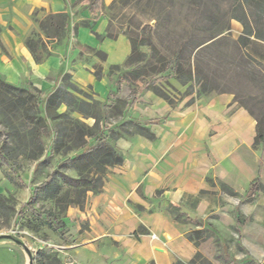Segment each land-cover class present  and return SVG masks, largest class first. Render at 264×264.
<instances>
[{
	"label": "rangeland",
	"instance_id": "obj_1",
	"mask_svg": "<svg viewBox=\"0 0 264 264\" xmlns=\"http://www.w3.org/2000/svg\"><path fill=\"white\" fill-rule=\"evenodd\" d=\"M13 3L0 0L2 53L7 51V47L23 44L42 60L47 55L63 54L69 36V47L76 46L71 33H67L64 28L65 23L69 21L74 26L91 24L98 14L109 18L107 35H125L131 42V52L133 47L136 48L135 54L140 57L132 63L127 60L118 69L110 67L103 70V76L110 83L116 82L120 71L129 73L139 70L149 79L162 66L161 59L164 56L173 57L177 50L182 52V60L187 66L201 67L202 74L209 78L214 90L198 94L200 86H195L193 92L183 96L176 106V110L185 109L192 113L195 122L202 117L208 119L206 128L201 132V140L193 142L195 161L205 162L208 166L201 175V187L196 194H199L200 189L208 193L202 194L199 203L201 207L189 209V213L193 217H206L223 240L217 242L213 234L198 245V250L212 264H264V238L252 240L246 234V227L252 221L264 226V212L258 209L264 191L251 199L245 194L255 177L264 184V162L261 167L258 163L248 184L239 188L232 180L221 175L223 166H220L219 159L209 148V135L214 133V125L230 116L238 107L247 110L238 100L252 107L259 115H264V59L257 55L252 43L243 45L236 41L240 34L248 30L240 20H245L246 15L252 25L261 27L264 33V0H68L66 11L69 17L66 12L52 15L47 7L25 8L14 14L12 9L15 5L11 7ZM259 10L263 11L262 14L251 17L254 11ZM88 12L91 15L86 20ZM255 48L264 50V46L255 45ZM83 49L81 60L93 69L99 68L103 61L101 55ZM71 84L77 86L74 92L78 101L92 103L84 106L87 113L98 117L100 127L108 123V131L118 135L117 140L134 133L143 135V130L135 122L144 123L145 120L135 111L131 113L125 110V101L115 94L103 101L92 88L74 84L71 77L65 75L61 85L73 90ZM158 85L170 95H174L172 87L182 94L188 88L174 76L162 78ZM149 90L157 95L152 89ZM30 92L38 95L32 85L14 86L0 77V264H90L85 262L83 247L93 234L90 217L95 214L96 198L104 192L107 183L115 180L122 172L116 167L109 169L101 192L90 191L78 197L64 184L61 190L62 202L57 203L55 197H48V193L42 190L36 201L29 203L36 186L50 173L56 172L53 181L58 184H62L60 173L77 176L72 168L62 165L65 157L61 156V151L54 152L55 143L50 137L42 136L45 150L35 159L30 157L34 155L32 150L37 146L34 138L42 132L39 121L45 107L41 103L40 112L37 108L35 114L29 111L27 108L30 103L26 105L23 102H27ZM40 98L43 99V96ZM192 98L191 104H187ZM209 108L216 111L217 122L212 120ZM68 110L66 104L58 108L60 113ZM130 113L131 119H127ZM70 114L82 118L89 126L96 120L94 117L85 118L78 111ZM122 114L123 118L120 117ZM33 116L35 118L32 121L30 117ZM118 119L119 122H113ZM48 122L53 124L51 119ZM190 129L183 130H187L190 136ZM20 134L23 139H19ZM190 139L187 140L189 143ZM117 140L111 141L119 150ZM65 141L70 140L65 137ZM185 148L183 145V150ZM254 151L260 157L261 151ZM3 156L9 162L3 161ZM190 162L192 164L194 161L190 159ZM222 181L230 187L223 186ZM191 202L190 199L186 200L188 204ZM133 206L139 209V206ZM100 208L107 212L106 203L101 204ZM126 210H129L127 206L115 212L108 209L117 214H124ZM50 211L64 217L60 220L52 219L47 215ZM185 224L187 235L194 225ZM205 226L208 228L207 224ZM99 242L107 246L118 244L113 238L95 240L93 243Z\"/></svg>",
	"mask_w": 264,
	"mask_h": 264
},
{
	"label": "crops",
	"instance_id": "obj_2",
	"mask_svg": "<svg viewBox=\"0 0 264 264\" xmlns=\"http://www.w3.org/2000/svg\"><path fill=\"white\" fill-rule=\"evenodd\" d=\"M10 1L14 2L11 7L15 5L12 9L14 14L25 8L47 7L52 15L66 12L70 16L66 11L68 0ZM91 11L95 13V10ZM90 15L88 12L86 20ZM109 27V18L105 15H95L91 24L74 26L67 21L64 28L67 33H71L76 46L69 47V36L63 54L47 55L44 60H38L33 50L26 45L7 47L6 52L0 51V77L14 86L32 85L42 91L45 97L48 92L62 86V78L66 75L71 77L74 84L92 88L103 101L114 94L122 101H128L132 98L133 90L128 83L121 82L119 86L118 79L115 83H110L105 76L97 79L96 67L93 69L81 60L83 48L105 53V59L100 62L103 70L118 67L129 59L130 40L123 34L115 37L107 35ZM176 106H171L166 99L147 89L138 95L133 107L124 108L141 116L145 120L141 124L152 128L150 130L154 138L134 133L117 140V146L125 156L124 163L116 167L122 173L108 182L104 192L96 198L95 214L90 217L93 234L83 247L86 263L172 264L176 256L188 261L196 255L199 247L187 238V225L175 221L167 205L171 201L180 203L184 194H196L201 187V175L208 166L205 162L195 161L193 142L201 140V132L206 128L208 119L202 117L195 122L192 113L185 109L176 110ZM209 110L212 120L217 122L216 111ZM131 113L127 119H131ZM120 117L123 118V114ZM152 119L157 122L148 123ZM214 127V133L209 135V148L219 159L220 166H223L221 175L232 180L239 188L246 186L257 170L258 163L261 167L264 162L263 157H258L251 148L256 134L255 118L247 110L238 107ZM185 128H191L190 136L187 130H183ZM189 138L191 143L187 141ZM190 159L194 161L192 164L189 163ZM158 190L162 193L156 195ZM103 203L107 205V212L101 211ZM131 203L139 206V209L136 210ZM199 203L196 208L201 207ZM124 206L129 208L124 214L108 211L110 208L115 212ZM258 209L264 212V197L258 203ZM140 226L148 232L140 233L135 238L134 233ZM246 234L252 240L264 238V226L252 221L246 227ZM111 238L118 244L107 246L100 242L93 243L95 240Z\"/></svg>",
	"mask_w": 264,
	"mask_h": 264
},
{
	"label": "trees",
	"instance_id": "obj_3",
	"mask_svg": "<svg viewBox=\"0 0 264 264\" xmlns=\"http://www.w3.org/2000/svg\"><path fill=\"white\" fill-rule=\"evenodd\" d=\"M263 11H254L251 15L253 17L255 14L260 15ZM264 13V12H263ZM245 27L247 26V31L240 34L236 40L238 43L246 45L247 43H252L256 53L259 57L264 59V50H258L255 48V45L264 46V33L262 28L256 25H252V21L248 19L246 15L245 20L241 19ZM97 54L101 55L105 59V53L100 51H95ZM136 53V48L133 47L131 55L127 62L132 63L138 61L140 57ZM139 53V52H137ZM39 60V58H37ZM162 66L159 67L158 71H155L154 74H151L149 79L145 78L139 70H134L129 73L120 72L118 76L117 83L119 86L121 82H126L132 87L131 99L124 102V108L133 107V105L138 100V95L141 92L147 91V89H152L158 96L164 97L171 106H176L179 101L183 99V96L193 92L195 86H200L197 90L198 94H205L214 90L210 86V80L206 75L202 74L201 67L195 65V67L186 64L182 60V52L177 50L173 57L164 56L161 59ZM117 68L118 67H113ZM95 75L97 79H101L103 76V69L101 67L95 69ZM174 76L176 77L183 85L188 86L187 91L182 94L177 88H173L174 95H170L161 85H158V81L162 78H168ZM141 80V82H138ZM72 85V84H71ZM73 90L67 88V86L56 87L53 91L48 92L45 97L43 92L36 89L38 95L31 93L27 102L28 110L36 113L37 110L40 112L39 105L44 103V115L40 117V123L42 132L37 134L34 138L37 143V146L32 152H34L31 158L35 159L45 150L43 146L42 136L50 137L53 141V150L54 152L61 151V156L65 157L62 165L65 167L72 168L77 172V176H70L67 173H60L62 184L54 182L55 173H50L47 178L38 184L34 189L33 193L29 198V203L35 202L36 198L40 191H45L48 193V197H55L57 203L62 202V185H67L70 189L69 191H74L79 197L81 195H86L88 192H101L105 186V181L109 169L121 166L124 163L125 156L116 148V145L112 143L111 140L115 141L118 138V135L109 132V127L107 124L99 126V119L96 115L89 114L84 109V106H90L92 103L86 100L78 101L75 97L76 85H72ZM223 91V90H222ZM238 100V99H235ZM191 101L188 104H191ZM241 106H244L248 112L256 120V134L252 147L254 150H260L261 156L264 154V115H259L252 107L245 105L242 101L238 100ZM66 104L69 106L68 111L58 112V108ZM37 105V107H36ZM264 106V105H263ZM37 108V110H36ZM78 111L82 113L85 118H96L95 123L89 126L82 118L76 116H71L70 113ZM35 116L30 117V120L33 121ZM53 121V124H50L48 120ZM157 121L152 119L148 123H156ZM136 126L140 127L143 130V135L148 138H154V133L148 128L145 124L135 122ZM147 123V124H148ZM98 129V130H96ZM112 134V135H110ZM22 134L19 135V139L22 138ZM65 137L69 138V142L65 141ZM5 162H9V159L6 157L1 158ZM223 186L230 187L226 182L222 181ZM264 191V185L261 182V179L255 177L251 182L249 188L246 191L247 198H253L259 194V192ZM162 193L161 190L156 191V195ZM203 193H208L206 190H200L199 194H184L183 200L180 203L169 202L167 205V210L171 213L173 219L181 223L193 224L194 228L190 230L187 234V238L192 241L195 245H199L202 241L208 240L211 235L215 234L217 242L223 240L220 237L219 232L214 228V225L210 221L203 219L201 217H193L189 213V209H194L201 200ZM190 199L192 202L190 204L186 203V200ZM188 206H185V204ZM188 209V210H187ZM42 215V213H39ZM47 215L52 219H62L64 216L56 215L53 211L47 213ZM208 225V228L205 226ZM148 231L144 229L143 226H140L138 230L134 233L135 238H138V234L147 233ZM214 236V235H213ZM225 247L228 248L227 241L225 240ZM172 264H212L208 259H205L203 253L199 250L196 252V255L186 261L175 257ZM232 264V262L230 263Z\"/></svg>",
	"mask_w": 264,
	"mask_h": 264
}]
</instances>
